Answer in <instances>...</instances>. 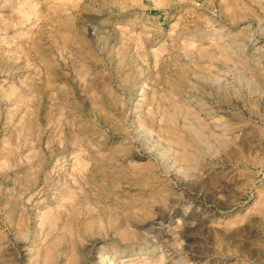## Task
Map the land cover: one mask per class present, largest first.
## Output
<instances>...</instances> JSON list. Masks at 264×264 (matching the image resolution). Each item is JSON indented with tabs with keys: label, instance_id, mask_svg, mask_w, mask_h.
<instances>
[{
	"label": "rangeland",
	"instance_id": "rangeland-1",
	"mask_svg": "<svg viewBox=\"0 0 264 264\" xmlns=\"http://www.w3.org/2000/svg\"><path fill=\"white\" fill-rule=\"evenodd\" d=\"M0 264H264V0H0Z\"/></svg>",
	"mask_w": 264,
	"mask_h": 264
}]
</instances>
